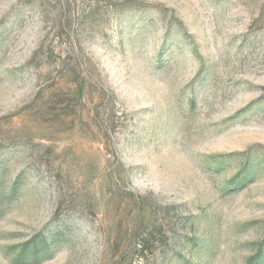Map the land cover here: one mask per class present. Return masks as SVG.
Instances as JSON below:
<instances>
[{"label": "rangeland", "instance_id": "374dc122", "mask_svg": "<svg viewBox=\"0 0 264 264\" xmlns=\"http://www.w3.org/2000/svg\"><path fill=\"white\" fill-rule=\"evenodd\" d=\"M0 264H264V0H0Z\"/></svg>", "mask_w": 264, "mask_h": 264}]
</instances>
